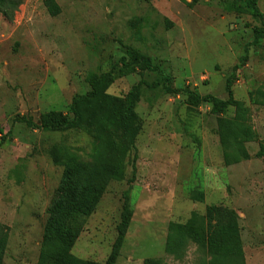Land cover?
Masks as SVG:
<instances>
[{
    "label": "rangeland",
    "instance_id": "1",
    "mask_svg": "<svg viewBox=\"0 0 264 264\" xmlns=\"http://www.w3.org/2000/svg\"><path fill=\"white\" fill-rule=\"evenodd\" d=\"M55 1V16L42 0H23L12 20L0 14V223L8 235L1 264H37L65 168L93 163L92 137L82 129L43 131L13 119L67 113L72 96L89 89L87 73L110 70L126 46L148 55L172 87L220 99L233 66L247 58L220 114L211 113L210 103L188 105L162 85L141 84L134 106L141 125L123 177L55 237L79 258L104 262L130 185L131 218L114 264H264V155H257L264 151V37L252 44L264 0H257L262 19L247 0ZM157 79V72L134 65L106 93L125 100L132 85ZM211 205L236 213L240 255L218 257L197 239Z\"/></svg>",
    "mask_w": 264,
    "mask_h": 264
},
{
    "label": "trees",
    "instance_id": "2",
    "mask_svg": "<svg viewBox=\"0 0 264 264\" xmlns=\"http://www.w3.org/2000/svg\"><path fill=\"white\" fill-rule=\"evenodd\" d=\"M23 0H0V14L7 20H12L14 12ZM47 12L55 16L60 7L55 0H42ZM254 17L262 19L258 10L257 0H247ZM264 37V21L261 28L253 29L252 44H257ZM247 56L242 55L232 72L225 79L227 97L220 99L210 94L200 95L188 86L172 87L171 77L163 71L152 59L137 49L126 46L125 55L112 65L110 70L103 72H88L86 83L89 89L82 94L72 96L68 112L46 110L40 113L38 120L21 115L13 122L23 123L32 129L52 132H66L82 129L92 137L91 157L93 163H77L67 166L47 210V219L42 232V247L37 264H114L119 255L125 233L131 218L129 208L130 185L122 192L120 220L116 227V238L109 255L104 262L84 260L70 251V243L55 237L56 232L74 219L90 214L97 206L103 192L112 180L123 177L125 159L134 149V139L140 129V119L134 112V106L139 96V86L147 87L162 85L167 93L182 94L185 103L198 105L211 104V113L220 114L226 111L232 101V84L236 79V71L245 62ZM139 65L142 69L157 72L158 79L151 83L143 80L131 86L125 100L106 93L115 76L125 75L129 68ZM10 134V131H8ZM7 133V134H8ZM4 137L0 138V142ZM257 155H264L259 151ZM135 168L128 183L134 181ZM238 217L232 209L211 205L206 208L198 223L197 239L203 247L216 251L220 256L240 255L242 242ZM180 225H175L178 230ZM8 235L0 223V264L7 245Z\"/></svg>",
    "mask_w": 264,
    "mask_h": 264
}]
</instances>
